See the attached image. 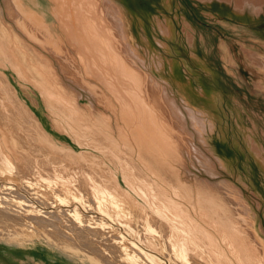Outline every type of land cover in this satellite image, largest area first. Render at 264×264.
<instances>
[{
    "label": "bare ground",
    "instance_id": "obj_1",
    "mask_svg": "<svg viewBox=\"0 0 264 264\" xmlns=\"http://www.w3.org/2000/svg\"><path fill=\"white\" fill-rule=\"evenodd\" d=\"M77 1L73 10L66 7L69 23L63 18L58 27L65 39L74 36L97 53L91 67L98 78L86 60L68 61L63 37L20 0H0V245L41 249L69 264H264L255 214L222 175H231L239 156H221L211 143L217 131L229 147L218 116L224 95L209 63L198 57L195 27L181 17L190 55L182 65L185 72L189 66L203 70L205 84L199 74L185 80L174 70V17L151 0ZM195 1L230 6L246 23L264 6V0ZM161 4L170 11L173 0ZM198 38L208 55L206 36ZM244 51L264 74V56ZM82 93L90 96L84 105ZM39 100L51 126L78 150L46 130L35 112ZM232 102L241 105L234 96ZM234 123L239 132L250 130ZM246 137L264 172V148ZM238 183L248 188L241 178Z\"/></svg>",
    "mask_w": 264,
    "mask_h": 264
},
{
    "label": "rangeland",
    "instance_id": "obj_2",
    "mask_svg": "<svg viewBox=\"0 0 264 264\" xmlns=\"http://www.w3.org/2000/svg\"><path fill=\"white\" fill-rule=\"evenodd\" d=\"M151 2L156 5L157 8L159 7L158 9L163 11L164 15L174 17V63L176 67L174 70L177 69V72H179L181 77H183L185 80L187 78L193 80L196 74H199L201 82L205 84L208 76L203 70L197 69L196 66L191 67L192 69L189 66L188 68L190 71H184L182 62L190 59V55L186 49L184 38L182 37L180 25L181 17H187L188 21L197 30V33H202L208 40L207 45L209 46V54L207 55L208 52L204 50L203 46H200L197 34L196 51L199 59H204L207 63H209L208 67L214 72V77L218 88L224 95V100L220 106V112L218 116L221 120L222 128L224 130L229 147L227 148L225 146L223 148L220 134H218L217 131L212 134L211 143L221 156L225 155L229 157L231 155L234 156L233 153L238 154L239 160H237V162H232L231 164V175L227 176L224 173L222 175L225 176L223 178L229 179L232 183L240 188L246 203L255 214V229L257 231L259 240L264 245V172H262V170L252 159L249 154L248 146L246 145V136L251 135L255 137L258 145L264 148V91L260 88L261 83L264 85V74L251 66L244 51V49L251 50L261 56H264V6L262 7L263 11H261L258 18L255 17L254 20H250L248 23H246L240 21L239 18L231 12L232 10L230 6L229 8L227 6V10L219 8L218 4H216L217 1H214L209 7L206 3H200L195 0H173L170 11H167L162 7L161 0H151ZM149 7L154 14H158L157 9L154 8L155 6L150 4ZM246 9L249 12L251 11L248 8ZM205 12H211L213 17L210 19L206 18L204 16ZM235 23H237V25ZM221 26H223V28ZM244 32L246 34H243ZM152 35V31H149V38H151ZM167 56L171 57L170 55ZM182 70L184 73H182ZM13 80L11 81L14 83L18 96L26 99V95L21 90L20 85H18L15 79ZM29 95L36 99H39L40 97L37 93L32 92H29ZM82 95L83 97H86V100H82L80 102L84 105L87 103L86 101H90L87 99V97L90 98V96L83 93ZM176 96L177 94L174 90V98ZM233 96L238 98V101L241 104L238 106V109L232 106ZM38 102L39 107L35 109V112L38 114L42 123H44L43 125L46 127V130L56 141L70 145V147H72L74 150H78V148L73 143H71L65 134H60L57 130H55V128L51 126L42 101L39 100ZM27 103L30 104V101H27ZM98 109H100V107H98ZM234 121L240 122L242 127L250 130L246 131V133L237 131L235 126L236 123H234ZM229 137H231V139ZM192 172L200 176V178L209 179L201 171L192 170ZM239 178H241L248 185V188L239 185ZM0 264L69 263L63 260L61 261L55 259L54 257L48 258L41 249L30 252L18 248L11 249L0 245Z\"/></svg>",
    "mask_w": 264,
    "mask_h": 264
},
{
    "label": "crops",
    "instance_id": "obj_3",
    "mask_svg": "<svg viewBox=\"0 0 264 264\" xmlns=\"http://www.w3.org/2000/svg\"><path fill=\"white\" fill-rule=\"evenodd\" d=\"M2 1V0H1ZM58 1H60V3L58 2ZM20 0V2H21V5H22V7H24V9L27 11V12H31V13H33V15L39 20H41L42 21V23H44L46 26H48V29L54 34V33H56L57 35H56V37L57 38H59V39H61L63 36H66L64 33H63V31L61 32V28L59 29V23H58V20H60V21H62L63 20V18H65L63 21L66 23V22H68L69 23V21H70V18L68 17V15H70L69 13H68V11H71V10H73L72 8L70 9V7L71 6H74L75 4V2H74V0H70L71 2H69V0H67V5H65V6H63L64 4H66V3H64V1L62 0ZM75 1H77V0H75ZM66 2V1H65ZM73 2V3H72ZM78 2V1H77ZM53 3H55V4H53ZM56 3H58V4H56ZM2 4H3V2H2ZM60 4L62 5L61 7H59L60 6ZM70 4H73V5H70ZM4 5V4H3ZM2 5V6H3ZM24 5V6H23ZM55 5H57V6H55ZM55 7V8H54ZM56 7H58L59 9H60V11H59V9L57 10L56 9ZM63 7H65V10H63L64 8ZM66 7H68L69 9H68V11H67V8ZM63 8V9H62ZM56 9V10H55ZM62 9V10H61ZM63 12L64 13V11H66L65 13H64V15L62 14V15H60V12ZM36 12V13H35ZM66 13H67V15H66ZM38 14H39V16H38ZM66 16L68 17V18H66ZM56 17L57 18H59V17H61V18H59V19H56ZM66 19H68V20H66ZM63 21L62 22H60V24L61 23H63ZM49 24V25H48ZM62 25V27H64V25L63 24H61ZM54 26V27H53ZM58 28H57V27ZM56 27V28H55ZM55 28V29H54ZM53 29V30H52ZM60 30V31H59ZM54 31V32H53ZM58 31V32H57ZM62 33V34H61ZM25 35L23 34V36H22V38H24L25 39V37H24ZM70 37H72V41H70L71 40V38ZM70 37H69V39H68V37L65 39V37H63L62 39H61V42H62V44L65 46V48H66V51H67V53H68V55L70 56H68L70 59H67L68 61H70V60H72L73 61V63H74V61H76L77 60V62L78 63H80V59L81 60H86V64H87V66L89 67V69L92 71V72H94V74L96 75L97 74V76H95V77H99L98 76V72L97 71H95V70H93L92 68L93 67H91L92 66V64L94 63V61H96V57H97V53L94 51L93 52V54L91 55L88 51H86V50H84L83 49V47L81 46V42L80 43H78V41L79 40H76L75 41V37L74 36H71L70 35ZM74 37V38H73ZM25 40H29V39H25ZM67 40H69V42H67ZM28 42H31V41H28ZM65 43V44H64ZM73 43H74V46H73ZM76 44H78L77 46H76ZM72 45V46H71ZM69 46V47H68ZM71 47V48H70ZM74 47V48H73ZM81 47V49H79ZM67 48H68V50H67ZM74 50H76V51H74ZM69 51V52H68ZM72 51H74V52H72ZM79 51H80V53H79ZM85 51V52H84ZM66 53V54H67ZM73 53V54H72ZM79 53V54H78ZM86 53H88V55L86 54ZM94 53H96V55L94 54ZM40 54H42V55H45V56H48L47 55V53H44V52H42V53H40ZM71 54L73 55V56H71ZM75 54V55H74ZM78 55V58H76L77 57V55ZM79 55H80V57H79ZM87 55V56H86ZM93 55L94 56H96V57H93ZM82 56H83V58H82ZM74 57V58H73ZM91 57H92V59L94 60V61H92V59H91ZM80 58V59H79ZM86 58H88V59H86ZM73 59H75V60H73ZM78 59H79V61H78ZM91 59V60H90ZM52 61V60H51ZM89 63H88V62ZM77 62H75V63H77ZM92 63V64H91ZM91 64V65H90ZM55 67H56V69H58L57 68V65H55ZM67 84H69V83H67Z\"/></svg>",
    "mask_w": 264,
    "mask_h": 264
}]
</instances>
